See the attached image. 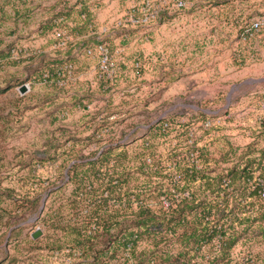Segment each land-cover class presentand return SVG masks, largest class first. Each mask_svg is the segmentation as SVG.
Masks as SVG:
<instances>
[{"label":"rangeland","instance_id":"374dc122","mask_svg":"<svg viewBox=\"0 0 264 264\" xmlns=\"http://www.w3.org/2000/svg\"><path fill=\"white\" fill-rule=\"evenodd\" d=\"M142 7L143 0H0V264L82 259L80 247L53 246L64 236L59 219L50 213L45 223L33 198L38 188L37 196H45L62 184L76 160L97 162L98 177L113 173L115 192L108 197L100 189L97 202L107 199L113 230L119 231L130 228L132 210L140 205L171 203L157 188L169 186L171 177L182 180L175 164L190 149L188 125L198 160L192 163L222 172L223 186L251 157V137L241 129L251 126L255 99L264 92V30L250 43L242 32L264 17V0H195L147 25L132 24L129 14ZM57 29L70 35L66 46L59 44ZM101 40L113 68L102 66L96 49ZM22 84L29 86L24 93ZM164 117L180 119L179 132L163 131ZM209 119L212 127L206 126ZM88 187L86 179L83 189ZM73 189L70 182L50 202L51 210L65 203L67 219L76 216L66 201ZM195 190L186 185L173 192L180 199ZM90 202L83 199L78 217L87 220ZM91 226L103 230L101 220ZM38 228L42 234L34 238ZM240 232L229 257L219 253L217 242L192 262L264 264V236ZM98 246L116 264L129 256L128 248Z\"/></svg>","mask_w":264,"mask_h":264},{"label":"trees","instance_id":"16d2710c","mask_svg":"<svg viewBox=\"0 0 264 264\" xmlns=\"http://www.w3.org/2000/svg\"><path fill=\"white\" fill-rule=\"evenodd\" d=\"M11 50L14 52V49ZM182 124L178 118L175 121L168 117L160 120L161 128L166 132H179ZM189 128L188 125L187 131ZM251 129L252 125L246 126L242 132L248 134L247 131ZM251 153L241 169L232 171V179L228 185L231 189L223 186L222 172L200 169L188 161L187 155L182 156L181 162L175 164V171L182 173L180 183L184 184L176 183L174 177H171L169 186L157 188L160 195L165 194L171 201L168 207L157 209L150 204L140 205L138 210H132V225L124 230H113L114 217L111 212L115 213L107 206V199L104 204L97 202L100 189L102 192L107 191L109 197L115 192L116 184L113 173L108 170L102 178L97 176L99 167L93 160L73 162L67 167V177L62 184L51 188L45 196H37L42 187L36 189L33 196L34 212L45 223L46 216L50 213L59 219L58 225H61L64 236L60 242H54L53 246L68 244L80 247L83 256L78 264H116L103 256L105 249L99 244H104L112 252L128 248L129 256L122 264H194V255L207 247L213 251L217 242L220 243L219 253L229 257L237 245L240 231L250 230L251 237L256 236L259 231L264 236V197L256 185L257 177L263 174V169L262 162H256L253 155L252 141ZM103 155L106 157L107 153ZM84 164H89L88 168H83ZM86 179L90 187L84 190L83 182ZM100 179L102 182L98 183ZM70 182L74 183V189L66 201L70 203L76 216L72 215L67 219L63 213L65 203L51 210L50 202L52 195L61 192ZM186 185H195L196 190L190 196L177 199L173 190L185 188ZM207 190L211 192L209 195L204 194ZM86 197L92 204L87 220L77 216ZM95 219L101 220L103 230L99 227L92 228L91 223ZM241 224H245L243 230L239 229Z\"/></svg>","mask_w":264,"mask_h":264},{"label":"built area","instance_id":"2783aa9c","mask_svg":"<svg viewBox=\"0 0 264 264\" xmlns=\"http://www.w3.org/2000/svg\"><path fill=\"white\" fill-rule=\"evenodd\" d=\"M211 1V0H204ZM195 0H143V7L141 12L130 13L129 21L135 25H147L152 21L156 20L160 14L165 10H176L184 9L190 6H193ZM122 20L118 22V25H124ZM264 30V17L259 19H254L250 26L242 32V40L249 42L255 39L258 34ZM56 37L59 39V44L61 46H66L70 40V35L66 30L57 29ZM96 49L99 51L102 66L103 67H114L115 63L113 62L110 54V48L107 42L101 40L96 45ZM15 51V50H14ZM91 48L88 49V53H92ZM18 52L16 51V54ZM139 66V63H137ZM254 120L252 122L253 129L247 131L248 135L251 137V141L254 146V157H256V162H262L263 174H260L257 177V186L259 187L260 194L264 197V92L262 95L258 96L255 99L254 103ZM213 124V120H207L206 126L210 127ZM194 130L189 128L187 131V140L190 145V149L187 151V159L190 162H198L195 158L196 150L194 148ZM181 177V174L179 175ZM175 193V191H174ZM176 195V194H175Z\"/></svg>","mask_w":264,"mask_h":264},{"label":"water","instance_id":"95a60500","mask_svg":"<svg viewBox=\"0 0 264 264\" xmlns=\"http://www.w3.org/2000/svg\"><path fill=\"white\" fill-rule=\"evenodd\" d=\"M28 89H29V86H28L27 84H22V85L20 86V91H21L22 93L26 92ZM41 234H42V230H41V228H38L36 231L33 232V237H34V238H37V237H39Z\"/></svg>","mask_w":264,"mask_h":264},{"label":"crops","instance_id":"0c3cea01","mask_svg":"<svg viewBox=\"0 0 264 264\" xmlns=\"http://www.w3.org/2000/svg\"><path fill=\"white\" fill-rule=\"evenodd\" d=\"M245 112H243V111H241V115L243 116V114H244ZM247 118V117H246ZM245 122V119L243 118V120H242V123H244ZM252 123V122H251ZM252 125V124H251ZM241 132H242V129H241ZM242 136V135H241ZM237 140L238 141H242V142H244V138H242V137H240V135L239 136H237Z\"/></svg>","mask_w":264,"mask_h":264}]
</instances>
